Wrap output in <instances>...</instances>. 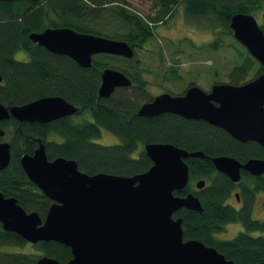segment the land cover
Wrapping results in <instances>:
<instances>
[{
	"label": "trees",
	"instance_id": "obj_1",
	"mask_svg": "<svg viewBox=\"0 0 264 264\" xmlns=\"http://www.w3.org/2000/svg\"><path fill=\"white\" fill-rule=\"evenodd\" d=\"M262 2L154 0V13L144 14L134 7L131 0H0V72L3 74L0 101L9 106L59 93L81 109H89L92 115V118L81 119L60 117L48 122H21L14 117L0 120L6 130L3 137L8 135L12 144L9 165L0 170V191L15 196L28 211L36 210L45 217L53 199L29 178L20 159L24 152H33L37 148L39 137L45 140L50 158L61 154L73 157L80 169L92 174L134 175L147 170L153 161L144 145L156 140L173 142L192 151L203 150L206 156L232 152L243 161L249 155L264 157V146L255 142L236 143L209 124L192 123L166 112L155 116L140 115L139 107L144 101L153 100L154 96L148 92L143 68L137 65V52L133 57L99 52L93 56L92 65L84 67L68 54L54 53L30 38L34 30L67 25L79 31L121 38L132 45H139L156 36L158 24L170 19L181 4L188 15L208 17L215 21V26L226 27L233 32L230 27L233 14L255 13L256 9L260 10ZM107 11L120 20L119 28L113 26L115 32H103V27L96 26ZM17 51L28 52L29 58H17ZM119 59L131 63V67L119 65ZM255 63L257 60L249 54L229 73L228 82L240 84L248 81L246 76ZM110 65L125 71L134 82L130 86L118 87L109 97H99L102 72ZM103 128L114 131L120 140L114 144L98 141L96 138L103 134ZM187 161L192 180L201 176L210 182L195 191L204 209L182 207L174 213L175 217L183 218L185 239L194 237L215 245L237 264H260L264 260V234H253L252 231H264V219L254 218L250 207L247 208L250 196L246 195L247 207L236 210L227 201L235 187L233 179L222 171L214 174V164L207 157L191 156ZM244 174L253 179L255 189H264V176L254 177L246 171ZM188 190L189 186L176 193L184 194ZM234 220L244 222L246 228L231 238L218 237L216 232ZM28 242L20 234L5 230L0 222V246L23 247ZM34 244V251L0 247V264H39L38 258L43 253L61 261H68L73 256L70 246L56 240H41Z\"/></svg>",
	"mask_w": 264,
	"mask_h": 264
},
{
	"label": "water",
	"instance_id": "obj_2",
	"mask_svg": "<svg viewBox=\"0 0 264 264\" xmlns=\"http://www.w3.org/2000/svg\"><path fill=\"white\" fill-rule=\"evenodd\" d=\"M230 27L264 66V29L257 16L235 12ZM30 38L54 53L68 54L84 67L91 66L99 52L135 55L134 46L125 39L67 25L34 30ZM2 75L0 72V81ZM132 82L122 69L107 66L99 97H109L118 87ZM80 109L59 93L48 94L23 104L7 106L0 101V120L14 117L21 122H48ZM165 112L205 118L239 140L253 138L264 144V71L240 84L217 81L211 91L197 83L184 94L164 91L144 101L138 111L145 116ZM5 133L0 125V136ZM38 143L33 152H24L20 159L29 178L53 199L49 211L45 217L36 210L28 211L15 196L0 191V222L5 230L29 242L56 240L71 247L73 256L68 261L43 253L39 264H237L215 245L194 237L185 239L183 218L174 216L182 207L204 209L193 191L176 193L190 183L186 158L206 156L203 150L192 151L168 141L146 142L144 149L153 161L147 170L134 175L92 174L80 169L73 157L61 154L50 158L45 140L39 137ZM11 156V141L0 139V170L9 165ZM211 158L216 168L235 182L241 181L242 168L255 175L264 173V158L252 156L245 162L232 154ZM197 182L199 187L205 184L201 178ZM236 196L240 200L239 192Z\"/></svg>",
	"mask_w": 264,
	"mask_h": 264
},
{
	"label": "rangeland",
	"instance_id": "obj_3",
	"mask_svg": "<svg viewBox=\"0 0 264 264\" xmlns=\"http://www.w3.org/2000/svg\"><path fill=\"white\" fill-rule=\"evenodd\" d=\"M131 2L144 14L155 11L154 0H131ZM254 14L261 22H264V0L260 10L256 9ZM100 20L96 26L103 27V32H115L114 25L119 28L120 20L118 21L116 16L108 11L105 16L102 15ZM105 23L107 24L105 25ZM214 23L215 21H211L208 17L188 15L181 4L170 19L158 24L156 36L141 42L136 47L137 65L144 70V78L148 81V92L151 96L164 90L180 92L193 80L204 88H210L214 80H218V82L229 81V73L237 63L241 64L245 61L250 52L234 36V32L226 27L215 26ZM120 30H124V28H120ZM16 57L28 59L29 54L25 51H17ZM117 63L131 67V63L122 61V59H119ZM174 66L176 69L173 70L172 67ZM256 69L257 63L248 71L246 79L255 77ZM91 116L89 112L88 118H92ZM81 118L84 117L81 116L78 119ZM102 133L96 139L104 142V144H114L120 140L114 131L112 132L107 128H103ZM9 138L7 135L3 139ZM196 180L192 182L194 187L197 183ZM249 180V176L243 177L245 183H248ZM257 197L254 213L263 219L264 190H259ZM230 200L237 202L234 193ZM243 223L235 220L228 222L224 229L217 233V236L221 238L234 237L240 230L246 228ZM252 232L253 234H264V231L253 230ZM26 245L23 247L2 245L0 247L36 250L34 243L28 242Z\"/></svg>",
	"mask_w": 264,
	"mask_h": 264
},
{
	"label": "flooded vegetation",
	"instance_id": "obj_4",
	"mask_svg": "<svg viewBox=\"0 0 264 264\" xmlns=\"http://www.w3.org/2000/svg\"><path fill=\"white\" fill-rule=\"evenodd\" d=\"M258 19V18H257ZM258 21H259V23H260V25H261V27L264 29V22H261L259 19H258ZM134 46V48H135V54H136V47L138 46L137 45V43H136V45H133ZM253 56V55H252ZM254 57V56H253ZM255 58V57H254ZM136 59H138V58H136ZM256 59V58H255ZM257 60V69H256V75L255 76H257V75H259V73L261 74L263 71H264V66L261 64L262 62H260L259 61V59H256ZM138 62V61H137ZM129 76V75H128ZM132 80H133V78L131 77V76H129ZM218 80H214L213 81V83L211 84V86H210V88H204V86H203V88L205 89V90H208V91H211V89H212V87H213V85L217 82ZM133 82H134V80H133ZM197 83V81L195 82L194 80L193 81H190L189 82V84L187 85V86H185V88H184V90H182V91H180V92H171V93H173V94H184L185 92H186V90L190 87V86H192V85H194V84H196ZM198 84V83H197ZM200 85V84H199ZM165 91V90H164ZM164 91H162V92H164ZM167 91V90H166ZM162 92H160V93H162ZM159 94V93H158ZM155 95V94H154ZM157 95V94H156ZM89 112L91 113V111L89 110V109H86V108H84V109H80V111L79 112H77V113H75V114H70V115H66V116H63V117H68V118H74V119H78L79 117H84V118H88V115H89ZM168 113H171V112H168ZM171 114H177V112L176 113H171ZM177 115H179V114H177ZM179 116H181L182 118H185V119H188V121L189 122H192V123H196V124H209L212 128H216V130H219L220 129V131H222V132H224V133H226L234 142H236V143H238V142H244V143H257V144H260V145H262V146H264V144L262 143H260L259 141H256V140H253V138L252 139H249V140H246V141H243L242 139L241 140H239V139H237L236 137H234L232 134H231V132H229L227 129H225V128H223V127H221L220 125H216V124H213V123H211V122H209V120H206L205 118H194V117H185V116H182V115H179ZM61 117V116H60ZM62 118V117H61ZM233 155V156H235L232 152L231 153H229V152H218V153H213V154H211L210 153V156H202V157H204V158H208V159H210L212 162H213V160H212V156H216V155ZM207 155V154H206ZM253 156V155H252ZM251 155H249V157L246 159V160H248V159H250L251 157H252ZM191 157V156H190ZM201 157V156H200ZM235 157H237V156H235ZM253 157H259V158H264V157H262V156H253ZM189 158V157H188ZM238 158V157H237ZM186 160H187V158H186ZM243 160V159H242ZM241 160V161H242ZM246 160H244L243 162H245ZM213 164H214V162H213ZM214 167H215V171H213L214 172V174H215V172L217 173V171L218 172H221L222 170H218L217 168H216V166H215V164H214ZM245 171L246 172H248L250 175H254V177H259V176H264V173L263 174H261V175H255L254 173H251V172H249V171H247V170H245V169H243L242 168V178H241V181H238V182H235L234 180V183H235V187L233 188V192H231V194H230V197H229V199L227 200L228 201V203L229 204H231L236 210H240L241 208H244V206H246V195H249L250 196V202H249V205H248V207L247 208H249L250 207V209H251V213H252V215H253V217L254 218H256V219H260L259 217H257L256 215H255V211H254V207H255V201H257L256 199L258 198L257 197V193H258V191L259 190H264V189H255V183L252 181L253 179L252 178H250V180H249V182L248 183H245L244 181H243V177L245 176ZM222 173H224V172H222ZM226 174V173H225ZM204 179L205 180V184H204V186L205 185H207L210 181H209V179H207L206 177H199V178H196L197 180H196V182L199 180V179ZM189 184L187 185V186H189V188H190V190L191 191H193L195 194H197L195 191H197V190H199V189H201V188H203L202 186L201 187H199V186H197V183H196V186L194 187L193 186V184H192V182H193V180L190 178V180H189ZM186 186V187H187ZM185 187V188H186ZM184 188V189H185ZM238 188V190H236ZM190 190H188V191H186V192H184V194H187V192H189ZM236 192H239L240 193V200H238V198H237V196H236ZM247 192H248V194H247ZM233 193H234V196H235V198H236V201L237 202H235V201H232V200H230L231 199V197H232V195H233ZM184 194H181V195H184ZM198 195V194H197ZM199 196V195H198ZM264 219V218H263ZM260 220H262V219H260ZM218 232H216V234H217Z\"/></svg>",
	"mask_w": 264,
	"mask_h": 264
}]
</instances>
